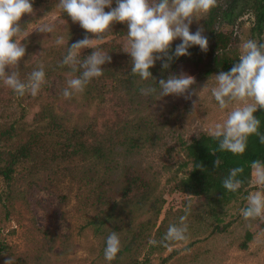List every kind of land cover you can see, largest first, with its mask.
Here are the masks:
<instances>
[{
	"label": "rangeland",
	"instance_id": "1",
	"mask_svg": "<svg viewBox=\"0 0 264 264\" xmlns=\"http://www.w3.org/2000/svg\"><path fill=\"white\" fill-rule=\"evenodd\" d=\"M227 4L228 0H218L217 6L224 8ZM253 13V9L248 8L242 17L229 22L228 28L223 26V32L230 35L226 50L236 55L238 60L240 45L244 40L264 42V27L262 30L254 27ZM201 21L202 18L193 20L191 33L202 27ZM42 23L55 24L52 33L56 34V38L61 30L69 28V24L74 25L71 19L62 16V12L59 14L57 7L31 23L27 30ZM215 27H220V23ZM32 33L37 34L39 39L49 38V35L53 37L52 33H40L35 29L27 37ZM109 39L111 37L105 38L103 42ZM27 50L28 53L20 61L23 66L28 64L26 59L29 50L30 56H37V49L28 46ZM86 50L89 53L93 51L92 48L81 51ZM6 71L9 69L6 68ZM19 72L23 73L21 75L26 81L27 72L23 69ZM178 73L194 77L195 83L190 88L191 98L168 95L142 112L156 115L182 105L180 113L177 114L175 108L172 111L174 116L170 114L166 117L165 125L158 129V136L154 137L153 142H147L127 155L116 153L111 162L78 157L73 162L64 163L48 174L40 175L36 185L27 191L26 200L13 192L18 189L25 192L26 183L12 180L9 186L0 176V264L9 258L11 264H108L104 259L105 243L102 236L94 235L85 224L96 215L99 187L103 184L112 186L126 166L136 167L142 178H154L157 191H161L164 198L155 226L149 231L147 243L141 249L138 248L137 264H264V221L244 220L239 213V209L246 205L243 195L227 203L211 206L202 195L172 190L175 182L186 176L190 169L189 163H181L185 160L181 141H189L200 133H206L208 127L226 118L227 111L219 109L210 90L203 88L205 84L209 89L214 85L216 74L202 77L190 59L178 64ZM65 74L59 78L52 77L51 88L42 98L34 100L17 96L0 80V102L7 100L5 106L0 103V123L14 118L31 128L29 124L33 117L43 112L46 114L44 122L50 115L65 120L71 126L81 124L94 115L95 105L85 98L84 92L69 100L62 97V89L69 78V73ZM19 170H24L23 165L13 172L12 177L20 174ZM175 175L173 181H167ZM140 212L138 209L133 213L132 224L136 225L149 217L148 213L142 215ZM182 216H186L188 225L186 241L167 242V246L149 243L150 240L161 241L169 225H179ZM162 220L165 224L159 227ZM242 243H245V247H242ZM113 264L133 263L130 260Z\"/></svg>",
	"mask_w": 264,
	"mask_h": 264
},
{
	"label": "trees",
	"instance_id": "2",
	"mask_svg": "<svg viewBox=\"0 0 264 264\" xmlns=\"http://www.w3.org/2000/svg\"><path fill=\"white\" fill-rule=\"evenodd\" d=\"M32 3L34 14H24L19 21L21 27L26 30L31 23L56 7L58 0H32ZM111 7H116L115 0ZM248 8H252L255 14L254 27L262 30L264 0H232L224 8L217 6L201 21L203 35L208 40L207 51H201L198 45H194L188 49L190 55L174 58L167 69L162 68V62L157 60L149 69L154 80L148 81H142L138 76L131 74V57L122 50L127 39V25L121 22L113 23L111 32L105 36L111 39L99 45L102 50L108 52L111 62L102 65L103 75L93 79L84 91L85 98L95 105L94 115L89 116L81 124L71 126L67 125L65 120H58L50 115L44 122L46 114L43 112L33 117L29 124L31 128L18 123L14 118L0 123V176L4 182L7 185L12 180L26 183L25 192L23 189L13 191L14 195L26 200L27 191L32 185H36L40 175L48 174L64 163L73 162L78 157L111 162L116 153L127 155L132 150L143 147L147 142H153L154 137L158 136V129L165 125L166 117L173 115L172 111H175V108L177 114L180 113L182 105L156 115L142 114L163 97L156 99L154 95L144 96L140 89L152 85L159 90V80H166L169 75H179L178 64L185 59L195 63L196 70L202 77L230 71L239 60L236 55L226 50L230 35L223 32V26L228 28L229 22L242 15ZM109 10L108 7L105 8L106 12ZM62 16L71 19L67 13L62 12ZM217 23H220V27H215ZM73 24V26L69 24L67 30H61L57 34L65 37L67 45H56L53 41L57 39L54 33L53 37L49 35L46 39H39L37 34L32 33L21 40L26 48L25 54L28 53L29 46L37 49V56H30L29 50V57L26 59L28 64L23 66L19 63V70H25L28 76L42 63L46 73V83L39 93L35 97L25 94L23 99L42 98L51 88L52 77L59 78L66 75L65 73H70L68 66H59L60 61L66 55L68 47L85 36V30L79 23ZM87 35L89 38H95L94 34ZM180 42V39L172 42V51ZM90 54L87 50L80 51V58L83 59ZM19 74L20 79L25 81L21 75L23 73ZM79 74L77 72L73 75ZM0 103L5 106L7 100ZM253 115L260 120L259 131L264 134V109L258 108ZM158 126L159 128L155 129ZM181 144L185 153V160L181 163L182 165L189 163L190 169L186 176L175 182L172 190L189 195H202L209 205L227 203L240 195L245 197L247 195L245 189L249 188L251 179V162L254 160L264 162V144L260 143L256 135L248 138L247 149L243 155L219 151L218 142L206 133H200L189 141L182 140ZM216 159L221 161L219 167L214 165ZM20 165H23L24 170H19L20 174L12 177ZM235 167L243 168V172L237 177L243 181V186L233 193L223 188L222 181L228 176L229 170ZM123 171L119 180L113 181L112 186L99 184L100 189L95 203L96 215L89 218L85 225L90 227L94 235L102 236L104 243L111 232L119 235L121 250L112 264L118 261L126 263L130 260L137 264L139 250L147 243L149 231L155 226L164 198L163 193L157 191V181L154 178V180L144 176L142 178L134 166H126ZM175 177L176 175L171 176L167 181H173ZM103 186L105 188L101 189ZM138 209L141 211L140 214L148 213L149 217L134 225L131 221L134 220L133 213L135 214ZM164 224L165 221L162 220L159 227H163ZM249 236L247 234L248 238ZM242 247H245V243H242Z\"/></svg>",
	"mask_w": 264,
	"mask_h": 264
},
{
	"label": "clouds",
	"instance_id": "3",
	"mask_svg": "<svg viewBox=\"0 0 264 264\" xmlns=\"http://www.w3.org/2000/svg\"><path fill=\"white\" fill-rule=\"evenodd\" d=\"M112 3L113 0H58L56 7L59 14L67 13L73 23H79L85 30L84 38L68 47L59 64L71 70L61 92L66 100L82 94L93 79L103 75L102 65L110 63L111 57L99 44L111 32V25L115 22L127 25V39L122 50L131 57V74L142 81L154 80L149 69L157 60L162 62V68L167 69L174 58L190 55L188 49L194 45L204 52L208 49L203 28L191 33L190 25L194 19L204 18L217 7L218 0H115L116 7H111ZM106 7L110 9L107 12ZM24 14H34L32 0H0V80L19 97L25 94L35 97L46 83V73L41 63L26 81L20 79L19 63L26 52L21 40L33 29L40 33H52L55 24L42 23L26 30L19 23ZM88 33L94 34L95 38L89 39ZM177 38L181 42L172 51V42ZM55 43L58 46L67 45V40L59 36ZM84 48H92L93 51L81 59L80 51ZM77 72L80 74L73 75ZM194 83L193 76L181 73L169 75L166 80L160 79L159 90L148 85L140 92L144 96L154 95L156 99L168 95L190 99V88ZM203 88L210 90L219 109L227 110L226 118L206 129L207 135L218 142L219 151L243 155L252 135L264 144V134L259 131L260 120L253 115L258 108L264 109V42L244 40L239 49V62L230 71L214 75V85L210 89L207 84ZM220 163V159L214 161L216 167ZM250 166L251 179L249 188L245 189L248 194L244 197L246 205L239 209V213L246 221H264V162L254 160ZM242 172L241 167L230 169L222 181L223 188L233 193L240 190L243 181L237 177ZM252 188L256 190H249ZM185 221L186 216L180 217L179 225H169L161 241L150 240L149 243L167 246V242L186 241L188 225ZM105 244L104 259L111 264L121 250L119 235L111 232ZM4 264H11V258L5 259Z\"/></svg>",
	"mask_w": 264,
	"mask_h": 264
},
{
	"label": "flooded vegetation",
	"instance_id": "4",
	"mask_svg": "<svg viewBox=\"0 0 264 264\" xmlns=\"http://www.w3.org/2000/svg\"><path fill=\"white\" fill-rule=\"evenodd\" d=\"M232 0H228V2H231ZM228 5V4H227ZM244 14V13H243ZM242 14V15H243ZM254 14V13H253ZM242 15H239V16H237L236 18H239V17H242ZM236 18H233V20L234 19H236ZM254 26H255V14H254ZM264 27V26H263ZM232 30H233V26H232V28H231Z\"/></svg>",
	"mask_w": 264,
	"mask_h": 264
}]
</instances>
